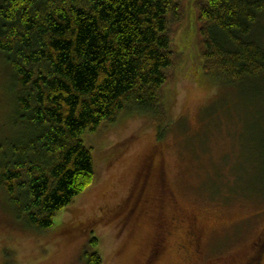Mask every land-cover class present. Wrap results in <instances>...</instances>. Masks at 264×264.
Listing matches in <instances>:
<instances>
[{
    "label": "rangeland",
    "instance_id": "rangeland-1",
    "mask_svg": "<svg viewBox=\"0 0 264 264\" xmlns=\"http://www.w3.org/2000/svg\"><path fill=\"white\" fill-rule=\"evenodd\" d=\"M196 1L186 0L174 40L162 136L138 112L85 133L95 181L44 231L17 218L0 188V264H88L94 252L101 264H264V77L232 86L204 74ZM253 35L264 36V14ZM10 83L0 56V144L15 108ZM148 170L150 203L126 221Z\"/></svg>",
    "mask_w": 264,
    "mask_h": 264
},
{
    "label": "trees",
    "instance_id": "trees-1",
    "mask_svg": "<svg viewBox=\"0 0 264 264\" xmlns=\"http://www.w3.org/2000/svg\"><path fill=\"white\" fill-rule=\"evenodd\" d=\"M186 0H0V56L14 111L0 144V188L27 227L44 231L95 181L82 136L122 115L168 124L163 89L176 62ZM264 0H197L205 75L264 77ZM264 178V170H263ZM88 264H101L94 252Z\"/></svg>",
    "mask_w": 264,
    "mask_h": 264
},
{
    "label": "flooded vegetation",
    "instance_id": "flooded-vegetation-1",
    "mask_svg": "<svg viewBox=\"0 0 264 264\" xmlns=\"http://www.w3.org/2000/svg\"><path fill=\"white\" fill-rule=\"evenodd\" d=\"M150 170H148V175H144V180L142 182V184H140V187L136 188V192H134L128 199L127 201V209L125 211L124 214L125 217L124 219L127 221L128 219L130 220V216L134 215V214H140L141 212H143V209L145 208L146 204L150 203L148 198H147V195H146V192H147V188H148V176L150 175ZM133 217V216H132ZM174 222V221H173ZM187 233H188V237L190 238V240L192 242H195V241H199L200 239V236L197 235L195 232L193 233L192 232V229H188L187 230ZM255 246H257V244L255 243ZM263 247L264 245L260 248L261 250H259L262 254V251H263ZM258 249H256L255 251H257ZM157 252V251H156ZM156 254V253H155ZM153 254V255H155ZM259 255L257 254H254L253 258H252V261H255V258L254 257H258ZM258 260V259H257ZM257 260L255 261V263L257 262ZM247 264H250L249 262Z\"/></svg>",
    "mask_w": 264,
    "mask_h": 264
}]
</instances>
